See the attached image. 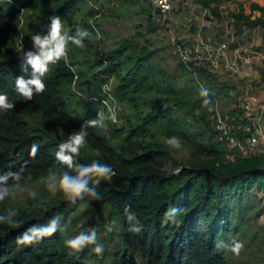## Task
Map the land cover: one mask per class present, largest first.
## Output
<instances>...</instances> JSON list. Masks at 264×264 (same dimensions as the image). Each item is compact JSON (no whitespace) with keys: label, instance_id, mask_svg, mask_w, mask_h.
Listing matches in <instances>:
<instances>
[{"label":"trees","instance_id":"obj_1","mask_svg":"<svg viewBox=\"0 0 264 264\" xmlns=\"http://www.w3.org/2000/svg\"><path fill=\"white\" fill-rule=\"evenodd\" d=\"M19 1L22 4L30 0ZM34 1L46 5V11L62 20L81 0ZM83 1L92 15L88 0ZM91 1L96 4L104 2ZM200 1L207 4L210 0ZM4 2L7 1L0 0V94H7L15 107L7 112L0 111V174L23 167L21 186L28 175L39 179L47 175L49 168L64 167L56 162V146L71 132L78 131L85 121L96 118L100 112L98 106L101 105L107 114V107L93 98L107 95L102 89L104 77L95 71L94 75L81 74L80 83L77 81L72 87L76 89L78 85L84 94L80 93L81 96L87 97L83 99L80 111L72 114L65 94L66 89L70 91L73 78L68 63L78 61L74 51L77 46L69 42V56L66 54L51 65L44 77L45 91L35 95L31 101H24L15 92V80L21 75L28 78L31 68L24 62L23 54L12 50L20 30L19 8ZM148 4V0H115L109 11L96 19L105 42L103 53L100 52L95 61L92 56L91 61H83L84 71L88 73L106 59L102 71L113 74L112 93L121 103L132 108L120 125V120H109L108 127L102 131V128H87L86 145L76 158L79 163L99 160L115 170L112 181H101L96 189L103 199L93 200L85 194L83 199L71 203L63 193L58 192L49 196L37 194L35 199L28 195L31 204L25 207L9 205L11 197L0 202V214H6L10 209L19 213L16 217L18 226L0 224V264H228L226 256L232 251L223 246L233 239L239 241L235 238L237 232L241 234V239L252 242L248 252L240 250L236 254L240 260H249L247 255L254 254L256 246L260 245L257 236H251L247 222L250 216L254 218L253 214L257 216L261 211L257 207L260 197L252 189L258 192L264 188V157L227 152L223 136L218 137L208 117L209 111L213 103L224 107V100L227 99L222 90L223 84L214 72L200 69L194 73V77L205 79L207 97L200 95L201 88L196 84L189 87L187 82H183L184 91L176 87L174 76L177 78L178 74L190 72L183 66L187 72L179 67L182 62L179 56L170 68L177 70L176 75L169 77L161 73V70L169 68L164 58L170 55V49L166 43L162 46L160 39H155V43L150 36L159 27L163 31L167 28L151 21ZM252 7L260 8L257 3H253ZM84 20L85 13L77 24L63 32L75 35L77 30L84 31ZM36 21V29L46 34L49 20L42 18ZM34 22L24 26L26 40L37 33L33 30ZM96 52L99 51L94 45L92 53ZM74 96L78 95L74 93ZM205 99L208 104L204 103ZM35 113L43 122L52 121L56 125L59 131L55 139L31 125L27 117ZM188 114L190 118L185 117ZM230 115H233L230 134L239 137L240 141L245 137L246 144V138L252 131L246 129L247 119L237 109ZM173 135L189 149L190 154L183 160L178 159L174 154L175 148L166 143ZM111 137L119 138L118 142L113 144ZM34 143L39 145V151L32 156L30 149ZM196 148L208 154L223 156L233 153L235 156L214 161L218 168L216 176H212L205 163L194 155ZM164 153L169 155L174 165L181 166L179 174H170L157 163V157ZM189 161L194 167L186 166ZM199 192H202L200 197ZM173 206L181 211L175 221L166 220L165 212ZM105 208L108 219L115 220L120 226L118 237L121 248L118 252H103L99 256L93 251V245L79 252L67 248L63 240L80 231L92 230L95 219L100 234H103L101 214ZM126 208L139 218L143 226L140 234L128 231ZM68 209L75 213L72 220L77 218L78 211L85 217L83 225L72 234L68 232ZM53 217H60L63 231L32 246L16 245L19 233L33 224H45ZM243 229V232L239 231ZM217 244L221 247L217 248ZM262 255L264 258V252Z\"/></svg>","mask_w":264,"mask_h":264},{"label":"rangeland","instance_id":"obj_2","mask_svg":"<svg viewBox=\"0 0 264 264\" xmlns=\"http://www.w3.org/2000/svg\"><path fill=\"white\" fill-rule=\"evenodd\" d=\"M7 2H4L6 5L10 4L13 5L14 3L12 1H14L15 3H17L19 5V7H21V9H19V15H18V22H19V35L18 37L22 38V41L24 43V49L26 47H30L32 46V42H31V36L28 37V39L26 40V33L24 30V26H26L27 24H29L30 22H34V25L37 24L36 20H40L42 18H45V20L48 19L49 16H51V14L46 11L48 9V7L46 5H41L39 2L34 1V0H30L27 1L26 3H20L19 0H6ZM9 1V3H8ZM50 3V0H46ZM211 3H220V2H224L225 6L224 7H229L227 5L228 1L230 0H210ZM52 2V1H51ZM182 1L178 0L175 2V8L178 7L179 9H181L182 7V11H183V16L185 17L186 14H189L190 16L187 17L189 19L186 20L185 19L183 21H179V20H174V18H172V16H175V14H177V12L175 11L173 14L171 13L170 15V21H169V28L165 29V31L161 30V29H157L156 32L153 31L152 35L150 36V38L152 37L153 41L156 43L155 39H160V44L163 46L165 43L167 44L168 48L170 49V51H168V55L166 56V58H164V60L166 61L165 63L169 66V68H166L165 71L161 70V73L163 74H168V76L170 77L171 75H176L177 70L176 69H170L172 67V63L175 59H178L177 56H179V54L176 52V45L175 43H183L184 45H187L189 48H192L193 44L195 43V41H192L191 39V35L190 33L194 30V24L191 22V15L193 13L197 14L199 18H208V15L206 14H201L199 13L201 9V11L204 9V6H208L207 4H203L201 5V1H188L186 4L183 3V5H181ZM235 2V0H231L230 3ZM53 3V2H52ZM115 3V0H109V1H98L97 4L100 7V11H101V15L100 18L105 15L109 9L111 8V6ZM16 5V4H15ZM174 8V9H175ZM191 8V9H190ZM233 10H231L230 12L236 13L237 15L240 16L241 11L243 10L242 4L241 2L237 3V4H233ZM150 5L148 4V13L150 15ZM258 9V8H257ZM257 9H253L252 7V11L255 15H257L259 12L261 13V11H263L264 13V9L262 10L261 7L257 10ZM88 11V12H87ZM93 12V11H92ZM192 12V14H191ZM85 13V20H84V31H87L89 33V35L87 36V38L85 39V43L83 47H74V51L75 54L77 55V59L76 63H71L69 62V66L72 70V73L74 75V72H77V77L75 78V82L76 83L78 81V84L81 81V74L83 75H94V71H95V67H92L88 73L84 70H86L85 66L83 65V61L85 62H89L91 61L92 57H93V61H95L98 58V55L101 53H103V46L105 45L104 39H103V34L100 28V25L98 22L97 26L100 30L99 32V39H97V35L96 38H94L95 33L93 32L91 25L89 23V19L92 15H90V8L89 6L83 1L81 0L80 2H77L76 6L70 10L67 15L62 19V23H63V31H66L68 29H71L72 25L77 24V22L80 20V17H82V15ZM203 15V16H202ZM79 19V20H78ZM83 20V18H82ZM152 21V19H151ZM34 31H36L37 33H41V31L36 29V25L34 26ZM83 31V29L81 30ZM91 35V36H90ZM16 38L18 41L19 38ZM71 43V42H70ZM95 43V44H94ZM96 45L97 49L99 52H96V54L92 53V46ZM205 46H207V49L212 47L209 44V41L207 43L204 44ZM99 47V48H98ZM83 49L85 51H83ZM12 50L16 51V42L14 43V45L12 46ZM91 50V52L89 51ZM214 50L211 48V51ZM67 55L68 54V50H67ZM83 56L85 58V60H83ZM92 56V57H91ZM51 66V65H50ZM185 67L186 70L190 71L188 72L186 75H179L178 77L175 78L174 76V80H175V84L177 88H181V90L184 91V86H181L183 82H187V85L189 87L194 86V84L198 85L200 88H206V84H205V79L203 80L202 78H198L197 76L194 77V73H196L195 71L187 68L185 66V64L183 63V61L181 62V64L179 65V67L182 68ZM183 69V68H182ZM183 69V70H185ZM185 70V71H186ZM172 72L174 74H172ZM187 72V71H186ZM73 78H72V85L70 84V91L69 89L65 90V94L67 96L68 99V107L73 110L72 114L74 115L76 112H79L81 109V105L83 104V99H86L87 96H81V94H83V92L80 90V88L78 87V85H76V89H73ZM223 93H224V97L227 100H224L226 103L223 106L219 105L217 103H213L212 104V108L209 111V118L211 119V122L213 123V127L214 129L218 132V137H222L225 140V135H224V130L221 129L220 127L222 126L221 123H219L216 120V116L214 115L215 112L218 110L223 118V121L225 122V124L228 125V127H230L231 124V118L234 115H230L233 111H235V109L238 110L240 106L238 105V100L237 98H235L234 96H232L231 93H225L224 88L222 89ZM79 92V93H77ZM74 93L77 94L78 96H80V98H78V96H74ZM81 93V94H80ZM84 95V94H83ZM115 96V95H114ZM116 98V96H115ZM117 99V98H116ZM122 101H119L117 99V109H120V122H118V124L120 125L121 123H123V121L126 118V113H130L131 111V107L129 105H124L123 103H121ZM161 102V101H160ZM221 103V102H220ZM161 105V104H160ZM244 105V104H243ZM158 106V103H157ZM98 109L100 111H104V108L100 105L98 106ZM217 109V110H216ZM222 110H224L225 112H223ZM248 116V115H246ZM185 117L190 118L189 114L186 115ZM241 117V116H240ZM239 117V120H240ZM28 118V121L31 123L32 126L34 127H38L41 128L44 132H46L51 139H55L56 138V132L59 131L58 128L56 127V125L52 122V121H48V122H43L42 119L35 113L33 115H30ZM251 120V119H250ZM252 121V120H251ZM35 123V124H34ZM109 124V120L105 121V127H103L101 129L104 130L108 127ZM254 124V123H253ZM37 125V126H36ZM254 128L252 127V130ZM158 136V135H157ZM107 137L110 138V135H108ZM112 139V143L115 144L116 141L118 142L117 137H111ZM243 143V147L242 149H235V146H230L228 145V143L225 142V145L228 147V151H231L233 153H241V155H245V154H251V152L249 151V148L247 147V145L245 144V137L242 140ZM256 146H259V151L257 152H253L254 154L260 155L262 154L264 156V144L261 142H257L255 144ZM252 146V150L255 147ZM251 149V148H250ZM176 151H174L175 156L178 159H185L190 153H189V149L187 146L182 145L179 149H175ZM256 151V150H254ZM81 152H83V148L81 149ZM194 155L198 158L201 159L204 163H205V168L206 170L209 172L210 175L212 176H216V169L218 168L215 165L216 160L218 161H222L224 157L230 158L232 156H235V154L233 153H226L223 156L222 155H213V154H208L207 152L200 150L199 148H196L194 151ZM55 153V151H54ZM252 153V154H253ZM157 163L160 164V166L166 170L168 173L170 174H179L180 170H181V166L178 165H174L173 164V160L169 157L168 154H163L160 155L159 157H157ZM187 167H194V164L192 162H187L186 164ZM46 176V175H44ZM42 178V177H41ZM41 178L39 179H35L33 178L31 175H28L24 178V181L22 183V185L16 190L14 197H11L10 201H9V205L11 206H18V207H25V206H29L31 203L28 201L27 196L30 195V192H35L36 194H47L49 196V194L52 195V193L48 192L47 189L45 188V186L41 183ZM252 191L256 192L257 195L260 197V203H258L257 207L260 208V212L257 214L254 213L253 217L256 218H252V216H250V220L247 222L248 224V228L252 231L251 236H257L256 240L260 243V245L256 246V251L254 254H248L247 256L250 257L249 260L247 261H242L239 259V257L232 253V252H228L226 256L228 264H264V258L262 253L264 252V244H262V242L264 241V231L261 230L259 228L258 225H260L261 227L264 228V191L259 190L258 192L255 189H252ZM57 194V193H56ZM53 194V195H56ZM202 195V192L198 193V197H200ZM32 205H34L32 203ZM80 210V208H79ZM107 209L105 208L104 210H102V214H101V227L103 229V234H100V227L97 225V220H94V225L92 227V230L94 229L97 232V237H98V243L101 245H103V252L106 253H116L118 252L119 248H121V243H120V238L118 237V233L120 232V226L119 224L115 221V220H111L108 219V213H107ZM67 223H69L68 226V232L70 234L74 233L77 229V227L83 225V221L84 218L83 214L81 213V211H78L76 213L77 218L73 219L74 216V212L71 209H68L67 211ZM240 232H243V230H239ZM235 238L239 240V242L243 243V247L241 249V252H248L250 250V248L248 246L252 245V242H246L245 239H241V234L239 232H237L235 234ZM247 238V236H246ZM65 242V239L63 240ZM104 242V243H102ZM245 245V247H244ZM96 247V245H93ZM102 252V253H103ZM102 254H99V256H101Z\"/></svg>","mask_w":264,"mask_h":264},{"label":"clouds","instance_id":"obj_3","mask_svg":"<svg viewBox=\"0 0 264 264\" xmlns=\"http://www.w3.org/2000/svg\"><path fill=\"white\" fill-rule=\"evenodd\" d=\"M49 24L46 34L34 33L31 35L33 50L25 51L22 44L17 52L23 54L24 62L30 66L31 73L28 78L23 75L15 80V92L23 98L24 101H31L37 94L45 91L46 84L44 77L50 71V65H54L64 58L67 54L69 42L77 47L84 46V39L89 35L87 31L77 30L75 35H68L63 32V23L58 15L48 17ZM200 95L208 96L207 89L201 88ZM205 104L209 101L205 99ZM15 104L9 100L7 94H0V111L7 112L14 109ZM119 117V116H118ZM115 122V115L111 107L107 114L104 111L97 113L96 118L85 121L78 131L71 132L67 139L62 140L56 146L55 159L61 168H49L46 176L41 178V183L48 192L56 194L63 193L64 197L71 203L77 199H83L85 194L93 200L103 199L102 195L96 190L101 181H112L116 175L113 167L99 160H93L91 163H79L77 157L81 149L86 145L88 135L87 128H103L105 121ZM120 120V118H119ZM167 145L179 149L181 140L177 136H171L166 141ZM39 151L38 144H32L30 155L35 156ZM24 168L16 171H6L0 174V202L9 197H14L16 190L20 187ZM32 199L36 198L35 192L29 193ZM178 207H170L165 212L166 220L175 221L180 213ZM19 213L10 209L6 214H0V224L18 226L19 221L16 217ZM125 218L128 224V231L134 234H140L143 226L134 212L125 209ZM60 217H53L45 224H33L19 233L15 243L18 247L32 246L40 243L44 238L55 235L58 231H63ZM97 232L93 230L80 231L77 235L65 240V246L75 252L82 251L89 245H96L93 251L102 254L103 245L99 244ZM217 248L221 245L217 244ZM234 254H239L243 245L241 242L233 239L230 244L224 245Z\"/></svg>","mask_w":264,"mask_h":264},{"label":"crops","instance_id":"obj_4","mask_svg":"<svg viewBox=\"0 0 264 264\" xmlns=\"http://www.w3.org/2000/svg\"><path fill=\"white\" fill-rule=\"evenodd\" d=\"M230 2L231 0L227 3L229 7H224V2L211 3L209 1L208 6H204L202 11L199 9V13L208 15L205 19L199 18L198 13L192 14L191 12L194 30L190 35L192 41H198L201 45L209 41L212 46L210 50L223 41L227 42L226 58L237 59L238 71L223 69L221 66L217 71H208L214 72L218 80L222 82L225 93H231L237 98L241 108L239 109L240 114L247 119L246 123L249 121L248 118L252 119L257 142L262 141L264 144V13L261 11L255 15L251 10L253 3H257L263 10L264 0ZM239 2L243 10L238 14L242 17L234 13L235 11L230 12L234 9L233 4ZM174 8L171 12L172 14L177 12L175 16H172L174 20L183 21L185 19L186 22L189 19L187 18L189 14L183 16L182 7L181 9ZM259 150V146L255 145L250 152L252 154ZM261 190L264 191V188Z\"/></svg>","mask_w":264,"mask_h":264},{"label":"built area","instance_id":"obj_5","mask_svg":"<svg viewBox=\"0 0 264 264\" xmlns=\"http://www.w3.org/2000/svg\"><path fill=\"white\" fill-rule=\"evenodd\" d=\"M178 0H148L150 5V18L152 21H154L156 24L169 28V21H170V15L172 12V9L175 6V2ZM182 4L187 3L188 1L192 0H181ZM15 7L21 9L17 3L12 1ZM88 3L92 7L93 14L89 19V23L91 25V28L93 32L97 35V39H99V28L96 23V19L101 15L100 7L98 4L92 2L91 0H88ZM16 4V5H15ZM183 7V6H181ZM20 31V30H19ZM18 41H16V51L21 47V37H18ZM17 40V39H16ZM199 43V44H198ZM23 48L24 43L22 41ZM176 45V52L179 54V57L181 61L185 64V66L193 71H198L200 69H207L211 71H217V69L221 66L223 69L231 70L234 72L238 71L239 65L238 61L235 58H226V50L228 49L227 42L223 41L214 50L207 49V46L201 45L200 42L195 41V43L192 45V48H189L187 45H184L183 43H175ZM27 50H33L35 49L30 46L26 47L24 49ZM19 55H22V53H19ZM106 64V59L102 60V63L97 65L95 67V73L101 77H104L105 80L102 82V89L106 93V97H95L94 99H97L102 104H104L107 109L109 107L112 108L113 114L115 115V122L119 121L118 117V105H117V99L115 98L114 94L112 93V81H113V74L112 73H106L102 71ZM77 77V72H74L73 75V83L75 82V78ZM217 110V109H216ZM216 116V120L222 124L220 127L224 130L225 135V142L228 143L230 146L240 147L242 149L243 143L240 141L239 137L230 134L229 129L231 127H228L227 124L223 121V118L220 114V112L217 110L214 114ZM248 118V122L246 123V129H252L253 123L252 119ZM257 142V136L251 131V134L246 138V144L249 148V151L252 150V146H254ZM251 148V149H250Z\"/></svg>","mask_w":264,"mask_h":264}]
</instances>
